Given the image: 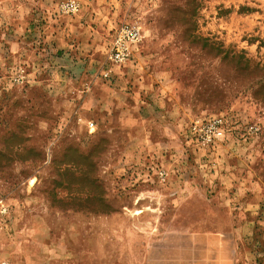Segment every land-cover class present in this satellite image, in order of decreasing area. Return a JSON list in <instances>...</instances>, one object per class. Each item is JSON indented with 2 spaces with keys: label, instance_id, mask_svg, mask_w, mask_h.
Here are the masks:
<instances>
[{
  "label": "rangeland",
  "instance_id": "obj_1",
  "mask_svg": "<svg viewBox=\"0 0 264 264\" xmlns=\"http://www.w3.org/2000/svg\"><path fill=\"white\" fill-rule=\"evenodd\" d=\"M64 1L0 0V264H264V0Z\"/></svg>",
  "mask_w": 264,
  "mask_h": 264
},
{
  "label": "built area",
  "instance_id": "obj_2",
  "mask_svg": "<svg viewBox=\"0 0 264 264\" xmlns=\"http://www.w3.org/2000/svg\"><path fill=\"white\" fill-rule=\"evenodd\" d=\"M79 7L76 0H66L60 6V11L64 13H75ZM142 27L134 22L124 21L116 29L113 39L106 51L105 63L110 65H121L128 61L134 54L135 47L139 46L143 40ZM105 77L109 76L107 67L102 69ZM221 119H210L206 121H197L193 125V133L202 143H213L223 134L220 128ZM94 122L90 123V128L94 127ZM11 207L7 199L0 196V228L8 218ZM1 264H11L9 261H3Z\"/></svg>",
  "mask_w": 264,
  "mask_h": 264
},
{
  "label": "crops",
  "instance_id": "obj_3",
  "mask_svg": "<svg viewBox=\"0 0 264 264\" xmlns=\"http://www.w3.org/2000/svg\"><path fill=\"white\" fill-rule=\"evenodd\" d=\"M61 27L62 26H60V29H62V31H64V29L61 28ZM65 37L66 36L65 35L63 36L62 32L59 31V28H58L57 32L54 33L53 40L55 42H58V46H60L61 43L65 42V39H66ZM122 77H125V75H123ZM118 81L119 80H116V84H118ZM116 84L114 86V90L117 88ZM221 235H223V234H221ZM222 242L224 243V241H222ZM222 244L221 245H217V246L212 245V246L204 247V251L207 250L209 252H212V255H210L208 257L206 255H202L200 261L198 260V264H208V262H210L211 264H233V259L232 258L229 259V260L226 259V261H223V257L221 255V253L224 251L223 248H222ZM220 248L222 250H219Z\"/></svg>",
  "mask_w": 264,
  "mask_h": 264
}]
</instances>
